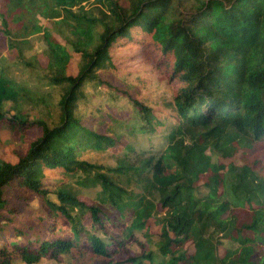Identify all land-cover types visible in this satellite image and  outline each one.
Returning a JSON list of instances; mask_svg holds the SVG:
<instances>
[{"label": "trees", "instance_id": "trees-1", "mask_svg": "<svg viewBox=\"0 0 264 264\" xmlns=\"http://www.w3.org/2000/svg\"><path fill=\"white\" fill-rule=\"evenodd\" d=\"M38 33L24 65L61 91L57 122L23 111L41 101L0 68V129L18 139L0 159V264H264V0H0L2 47ZM125 45L166 74L169 100L99 74ZM85 86L131 117L82 116Z\"/></svg>", "mask_w": 264, "mask_h": 264}, {"label": "rangeland", "instance_id": "rangeland-1", "mask_svg": "<svg viewBox=\"0 0 264 264\" xmlns=\"http://www.w3.org/2000/svg\"><path fill=\"white\" fill-rule=\"evenodd\" d=\"M39 24L42 28L51 29V22L44 19H39ZM54 32V31H53ZM65 34V31L63 30ZM66 35V34H65ZM59 39L58 35H55ZM41 33L23 38L17 50L6 49L0 45V68L6 78L12 79L16 83L27 87L41 102L30 103L23 107L31 118H40L47 124L53 125L57 122L58 107L57 102L61 95L58 88L52 87L42 78L43 73L38 70L37 72L31 71L24 65V62L36 63L37 55H40L44 49ZM60 43L62 41L60 40ZM132 49L125 45L113 51V66L117 69L115 71H99L105 79L109 80L114 86L120 87L122 90H129L131 94L147 104L159 105L163 100H169L173 94L172 86L166 80V74L160 69H156L153 64L149 67L143 62V56H135L130 58ZM41 67L44 68L46 60L39 59ZM150 64V63H148ZM155 68V69H154ZM86 99L79 105V113L85 117H91L97 121L99 114H107L114 112L116 120L127 119L131 117L132 107L123 96L113 94L105 87L98 86L91 89L85 86ZM110 97L116 100L111 101ZM96 110H98L96 112ZM99 112V113H98ZM93 115L94 117H92ZM133 123V122H132ZM130 123V124H132ZM90 127H96L90 123ZM105 130L106 125L101 126ZM114 132L117 134H124L125 139H128L131 144L137 145L143 142L140 137L133 138L125 134V131H119L115 127ZM108 135L110 132H106ZM18 139L15 137L13 131L8 129H0V159L13 163L15 161L11 151L13 150L14 143ZM83 158L89 161L96 162L102 165L113 166L114 159L106 153L91 152L85 154ZM84 194V193H83ZM85 195V194H84ZM88 195V194H86ZM32 204L36 206L37 201L34 199ZM155 230V229H154ZM128 250L133 253L138 249L135 246H128ZM18 264H23L21 261ZM37 264H85L80 263L78 258L73 257L71 254L59 255L56 259L49 260L42 258Z\"/></svg>", "mask_w": 264, "mask_h": 264}]
</instances>
